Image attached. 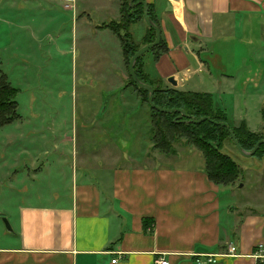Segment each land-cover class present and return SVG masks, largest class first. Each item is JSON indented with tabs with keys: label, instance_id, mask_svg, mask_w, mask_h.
Instances as JSON below:
<instances>
[{
	"label": "crops",
	"instance_id": "0c3cea01",
	"mask_svg": "<svg viewBox=\"0 0 264 264\" xmlns=\"http://www.w3.org/2000/svg\"><path fill=\"white\" fill-rule=\"evenodd\" d=\"M145 1L154 7L168 48L145 58L149 78L210 93L233 125L244 121L263 132L264 0ZM20 2L36 4L0 0L2 38L10 27L24 29L10 17L26 10ZM45 2L73 13L74 35L82 28L86 55L96 54L108 93L94 110L96 118L86 119L97 134L81 140L82 152H91L83 155L74 113L63 117L36 88H23L18 74L10 73L7 46H1L0 72L18 87V97L30 94L27 103L17 100L19 119L0 128V183L12 177L25 195L17 189V212L4 214L13 230L0 229V264H154L160 255L170 264H257L253 254L264 244V169L253 162L242 168L237 185L223 186L209 178L200 152L155 154L152 109L126 87L131 74L120 39L100 28L120 18L122 1ZM147 29L145 20L132 27L136 42L142 43ZM95 140L96 147L88 146ZM248 186L250 199L236 200ZM43 191L55 192L47 205L35 203L47 199ZM145 220L151 222L147 228ZM230 244L238 256L206 262L203 255L224 254Z\"/></svg>",
	"mask_w": 264,
	"mask_h": 264
},
{
	"label": "rangeland",
	"instance_id": "374dc122",
	"mask_svg": "<svg viewBox=\"0 0 264 264\" xmlns=\"http://www.w3.org/2000/svg\"><path fill=\"white\" fill-rule=\"evenodd\" d=\"M32 2L34 1L32 0ZM21 3L22 2H20V4ZM34 3L36 4L32 5L31 2L27 3L28 5L21 4L20 6L22 8L26 6V10H23L21 14H18L16 11L12 12L10 16L11 19L17 21V23L25 24V27L24 29L10 27L4 38L0 35V48L2 45L7 46L5 52L11 55V60L13 61L10 64V73L15 74L16 72L18 74L17 77L22 81V85H24L22 86L23 88L25 87L28 90V86L30 85L31 89L36 88L40 98L47 100V102L56 103L63 117L65 115L71 116L74 113L77 136L79 139V149L80 152H82V146L85 144H83L81 140L87 135L92 136L97 134L93 131V129L95 130V124L92 123V121L87 122L86 119L96 118V112H94V110L104 101L105 94L107 95L108 93L106 87H108L109 84L105 83V80L99 77V74H101L100 72H102V65L98 62L96 63V54L91 53L90 55L92 56L86 55L88 48L81 39L82 28H79L78 38L74 35L73 13L69 10H65L56 3L46 4L45 0H37V2ZM40 4L41 9H39ZM27 25L29 26L27 27ZM88 45L90 47L92 46V44ZM152 54L153 52H149L146 55L147 59H149ZM112 56L114 59V54ZM18 61L20 62L19 64L17 63ZM111 66L112 72H117V67L114 62H112ZM127 67L130 71V66L127 65ZM115 80L117 83L116 77ZM112 81L114 82V79ZM115 88L116 85L109 87L108 90L111 92L115 90ZM54 91H56L55 95H53ZM29 94V92H23L20 97L17 96V100L21 103H23V101L27 103ZM233 113L240 115L242 112L237 110ZM152 136L154 135L152 134ZM97 145L98 143L96 140L88 144V146L94 147ZM190 150L200 152V154L203 155L199 149L188 145L184 139L174 143L172 153L170 154L162 153L153 148L155 154L157 152L167 157ZM223 151L231 155L243 169L253 162L259 164L258 166L264 169V161H260V159L254 156L244 157V155L238 151L234 142L226 141ZM82 153L83 155H89L91 152L84 150ZM93 161L98 162V160H91V162ZM100 161L103 162L104 160L100 159ZM106 163L112 162L107 159ZM6 180L7 182L5 184L0 183L1 230H3L4 225L6 226L4 219L9 221V219L4 216H12L17 212L16 203L19 201L17 191L22 188L19 186L18 189L12 177L9 179L6 178ZM240 180L241 176L234 185H237ZM31 187H33V185H29V188ZM44 187L49 188V185H45ZM251 190L253 189L248 186L244 191L239 193V197H236V200L242 202L250 199ZM21 191L20 194L22 195L24 191ZM42 193L45 194L44 196H46L47 199L37 200L35 203H39L40 205L49 204L50 196L55 192L43 191ZM27 194L28 192L26 195ZM24 196L23 194L22 197L24 198ZM25 199L27 201L32 199V193L27 195ZM9 240L12 241L11 237Z\"/></svg>",
	"mask_w": 264,
	"mask_h": 264
},
{
	"label": "trees",
	"instance_id": "16d2710c",
	"mask_svg": "<svg viewBox=\"0 0 264 264\" xmlns=\"http://www.w3.org/2000/svg\"><path fill=\"white\" fill-rule=\"evenodd\" d=\"M121 16L118 20L106 23L100 28L110 29L121 42L125 62L130 66L134 55L145 45L155 42L156 30L148 25L147 33L142 43L136 42L131 31L132 27L145 20V0H121ZM149 16L159 25L154 7L148 4ZM168 51L163 38L161 43L139 57L135 63L136 75L140 81L154 88V106L149 102L150 91L139 86L130 76L126 87L133 88L143 103L152 109L153 148L162 153L170 154L175 142L184 139L188 145L199 149L205 159V170L209 178L218 185L231 186L242 174V168L237 161L223 151L225 142H234L231 131L237 137L245 151L254 150L259 141L264 140V131L255 133L246 122L238 126L230 123L225 111L218 108L210 93L182 91L176 88L164 87L161 80H151L144 69V60L149 52L165 53ZM158 57V56H157ZM19 89L12 85L5 73H0V128L12 124L19 119L17 96ZM162 109H180L181 112H163ZM206 118L204 121L199 120ZM195 121H192V120ZM227 123V126L221 125ZM235 144V143H234ZM264 158V144H261L254 155ZM145 227L151 224L145 220Z\"/></svg>",
	"mask_w": 264,
	"mask_h": 264
},
{
	"label": "water",
	"instance_id": "95a60500",
	"mask_svg": "<svg viewBox=\"0 0 264 264\" xmlns=\"http://www.w3.org/2000/svg\"><path fill=\"white\" fill-rule=\"evenodd\" d=\"M131 2V5H133L134 3V0H130ZM145 3V21L147 22V24L151 27H153L156 32H157V38L155 40V42L153 43H150L148 45H145L144 47H142L135 55L134 57L132 58L131 62H130V74L133 78V80L141 87H143L144 89L146 90H149L150 91V98H149V102L152 106H154V88L148 84H145L143 83L142 81L139 80V78L137 77L136 75V71H135V63L137 61V59L139 57H141L143 54H145L146 52H148L150 49H152L153 47L159 45L161 43V40H162V35H161V29L159 26H157L153 20L150 18L149 16V9H148V4L146 2ZM168 81L170 83H172L174 86L177 85V81L174 79V77H170L168 79ZM158 110L160 111H163V112H181L183 115L185 114L183 110H180V109H177V110H174V109H162V108H158ZM206 118H203L201 120H199L198 122H201V121H204ZM192 121H195L194 119ZM221 125L223 126H227V123H221ZM231 134H232V138L234 140V143L237 147V149L239 150V152L241 154H243L244 156L246 157H252L256 154V152L258 151L259 147L261 146V144H264V140H261L258 142V144L256 145V147L254 148L253 151L251 152H248V151H245L242 146L240 145L237 137L235 136V134L233 133V131H231ZM6 225H7V228L11 231L13 230L12 229V226L11 224L9 223V221L7 219H4Z\"/></svg>",
	"mask_w": 264,
	"mask_h": 264
},
{
	"label": "built area",
	"instance_id": "2783aa9c",
	"mask_svg": "<svg viewBox=\"0 0 264 264\" xmlns=\"http://www.w3.org/2000/svg\"><path fill=\"white\" fill-rule=\"evenodd\" d=\"M70 1V0H67ZM237 248L233 244L228 246V250L224 254H205L203 257L207 258L206 262L213 263L217 261V257L224 255V256H238L236 252ZM254 258L257 260V264H264V244H259L256 248V251L253 254ZM117 260H113L116 262ZM198 263H202L200 258L197 260ZM154 264H170V261L164 255H160L155 259Z\"/></svg>",
	"mask_w": 264,
	"mask_h": 264
}]
</instances>
